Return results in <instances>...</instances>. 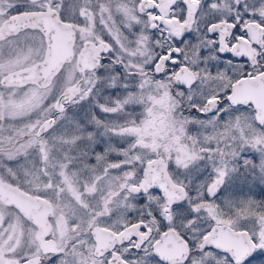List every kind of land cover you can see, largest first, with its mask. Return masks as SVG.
Masks as SVG:
<instances>
[{"label": "snow or ice", "instance_id": "1", "mask_svg": "<svg viewBox=\"0 0 264 264\" xmlns=\"http://www.w3.org/2000/svg\"><path fill=\"white\" fill-rule=\"evenodd\" d=\"M0 264H264V0H0Z\"/></svg>", "mask_w": 264, "mask_h": 264}]
</instances>
